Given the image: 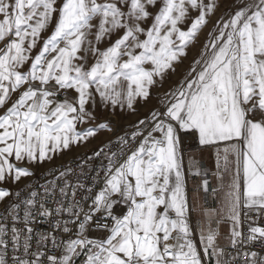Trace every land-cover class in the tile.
Wrapping results in <instances>:
<instances>
[{
    "label": "snow or ice",
    "instance_id": "1",
    "mask_svg": "<svg viewBox=\"0 0 264 264\" xmlns=\"http://www.w3.org/2000/svg\"><path fill=\"white\" fill-rule=\"evenodd\" d=\"M240 3L209 32L195 75L165 94V110L120 138L128 150L108 159L98 191L89 187L77 199L84 185L66 180L29 184L27 198L0 188V201L18 198L0 214V264H205L206 256L229 264L215 230H201L200 247L191 238L177 128L198 133L201 145H226L230 246L264 239L255 221L246 237L239 230L242 211L264 213V0ZM216 7L215 0H0V184L32 176L29 165L107 128L77 130L95 119L87 107L95 95L135 112L156 78L162 86L175 71ZM191 11L198 15L185 30ZM118 204L122 215L114 214ZM41 222L49 231H37ZM245 255L243 264H257L255 252L233 260Z\"/></svg>",
    "mask_w": 264,
    "mask_h": 264
},
{
    "label": "rangeland",
    "instance_id": "2",
    "mask_svg": "<svg viewBox=\"0 0 264 264\" xmlns=\"http://www.w3.org/2000/svg\"><path fill=\"white\" fill-rule=\"evenodd\" d=\"M205 2H212V0H205ZM59 3H62V0H58V4ZM215 3L217 7L214 13L207 17V26L203 27L198 33L197 39L186 47V55L182 56L178 63H174L175 71H167L162 86L159 82V78H156L158 82L149 89V98L146 101L138 99L135 103V112L127 108L121 109L120 107L113 109L110 105L106 106L101 102L99 96L95 95V103H90L87 106L95 119L86 124H78L77 130L80 131L89 127L96 128L97 125L101 123L106 124L107 128L98 129L96 135L89 137L86 141H82L79 144L73 143L68 149L58 151L53 154V158L50 161L46 160L42 164L29 165L31 171L35 173L37 171L59 166L73 158L91 156L92 153H95L104 145L116 139L120 140L121 137L131 136V134L136 131L133 125H137L140 120H150L152 112H163L165 110V104L171 99L170 96H166L165 94L175 91L186 79H191L195 75V73L190 75L193 67H197V71L199 70L196 61L200 59L204 45L208 42V34L215 30L214 26L217 24V21L228 19L240 6H242L240 0H215ZM153 11L156 10L153 9ZM196 15H198L196 11L190 12V19L182 25L185 30H187L191 20L194 19ZM51 31L52 27L50 26L42 32V38L37 48L33 50V56L42 46L43 40L51 34ZM0 46H2V44H0ZM106 46V44L100 45L101 48ZM93 62L94 61L89 58L88 63L91 64ZM16 98L17 96L14 94L11 97V101H14ZM11 101L9 103H11ZM2 111L3 109H0V113H2ZM140 127L143 126L141 125ZM192 132L194 131L177 128V137L179 140L178 153L181 157L182 172L185 178V192L188 200L187 217L191 238L197 246L200 247L201 230L203 229L204 234L207 235L208 230L213 229L217 233V245L219 248L225 250L230 244V233L233 227V222L226 217L227 210L224 206L225 193L231 179L230 173L224 168L222 158L223 148L226 145L223 142L201 145L198 133L195 135L197 138L196 143L186 144L185 135ZM30 179L31 176L21 178V180L16 183L9 182L0 184V188H5L9 190L10 193H14L19 187L27 184ZM205 180L208 182L207 190H205ZM10 196L0 201V207L9 200ZM120 206H122V208H120ZM125 212L126 208L122 204H118L114 207L115 215H122ZM244 217L245 215L243 214L241 223ZM261 219L264 223V213H261ZM221 259H223V256ZM205 264H216V257L206 256Z\"/></svg>",
    "mask_w": 264,
    "mask_h": 264
},
{
    "label": "built area",
    "instance_id": "3",
    "mask_svg": "<svg viewBox=\"0 0 264 264\" xmlns=\"http://www.w3.org/2000/svg\"><path fill=\"white\" fill-rule=\"evenodd\" d=\"M125 138H130V136ZM137 143L138 141L132 142L131 146L135 147ZM128 147V145H122L120 140L116 139L115 141L104 145L95 153H92L91 156H80L59 166L35 172L31 176L29 182L19 187L16 192L19 191L21 193L20 198H27L32 190L31 188L26 187L29 184H31L33 188H38L39 186L45 185L54 180L58 185H62L66 180L70 185H84V188L79 190L77 196V199H81L83 196L87 195V188L93 187L94 190H99L103 183L104 170L108 165V159L112 157L113 153L119 154L122 150L127 151ZM97 153L100 154L97 155ZM61 172L66 173V175L61 179H57L60 177ZM40 190L42 191V188ZM17 202L18 198L11 195L9 200L0 207V214H6L10 205ZM87 203H91V201L89 200ZM87 203L85 204V207H87ZM120 208H122V206H120ZM253 221H255L253 226L264 227L261 213L258 214L256 211H249L248 215L243 218L240 229L245 237L248 235V226ZM49 227L50 226L47 223L41 222L38 224L37 231L47 232L49 231ZM89 235L91 237H99L102 233L93 231L90 232ZM239 252H255L257 254L255 257L257 264H262V262H264V239H257L246 244H241L236 248L228 246L224 250L225 255H223V260L228 261L229 264H243V261L250 259L249 256L245 255L233 260V257H236ZM77 264H82V258L80 261H77Z\"/></svg>",
    "mask_w": 264,
    "mask_h": 264
},
{
    "label": "bare ground",
    "instance_id": "4",
    "mask_svg": "<svg viewBox=\"0 0 264 264\" xmlns=\"http://www.w3.org/2000/svg\"><path fill=\"white\" fill-rule=\"evenodd\" d=\"M117 127V126H116ZM115 129V128H114ZM117 132V131H116ZM189 136V137H187V136ZM185 135V140H186V144H193V143H196V132H192V133H190V134H186ZM187 137V138H186ZM185 143V142H184Z\"/></svg>",
    "mask_w": 264,
    "mask_h": 264
},
{
    "label": "crops",
    "instance_id": "5",
    "mask_svg": "<svg viewBox=\"0 0 264 264\" xmlns=\"http://www.w3.org/2000/svg\"><path fill=\"white\" fill-rule=\"evenodd\" d=\"M197 139V138H196ZM242 215H243V211H242V213H241V219H242ZM226 217H228V213L226 212ZM225 217V218H226ZM241 228H240V226H239V230H240ZM229 246H230V244H229Z\"/></svg>",
    "mask_w": 264,
    "mask_h": 264
}]
</instances>
